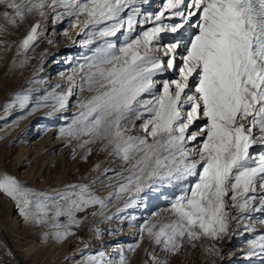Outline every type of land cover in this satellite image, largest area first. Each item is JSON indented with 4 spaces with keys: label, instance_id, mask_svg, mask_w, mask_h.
I'll return each instance as SVG.
<instances>
[{
    "label": "snow or ice",
    "instance_id": "6c2138e0",
    "mask_svg": "<svg viewBox=\"0 0 264 264\" xmlns=\"http://www.w3.org/2000/svg\"><path fill=\"white\" fill-rule=\"evenodd\" d=\"M146 2L0 0L5 9L0 17L8 24L33 12L47 20V7L53 24L67 19L76 35L85 37L81 44L91 55L80 66L86 69L80 91L92 95L80 102L81 110L61 131L70 137L88 136L79 147L104 141L109 155L129 165L127 175L108 185L116 192L103 199L87 185H66L78 191L58 193L65 205L57 206L54 215H66L69 225L78 224L74 213L89 205L103 208L113 195L128 193L127 208L136 203L132 193L152 184L175 183L181 194L170 201L172 218L161 222L157 217L140 226L154 245L175 253L201 237L234 236L236 228H229L236 225L252 237L246 255L264 256V233L252 227L256 219L264 224V0H162L158 11L141 17L139 5ZM121 31L123 39L113 40ZM162 33L172 34L170 42L161 44ZM41 35V23L32 24L18 51H27ZM93 43L95 48L90 47ZM168 71L177 78L156 79ZM72 91L70 87L67 93L48 96L64 108ZM16 95L24 107L29 97ZM137 121L143 135H130ZM257 143L260 151L253 150ZM189 180L194 182L185 183ZM0 191L23 204L26 218L33 204L42 213L37 223L48 215L45 205L53 198L30 199L42 194L15 177L0 174ZM70 234L67 226L53 233L56 239ZM134 248L128 246L129 251ZM206 250L218 254L214 245ZM145 251L153 264H167ZM103 257V252L88 256L82 264H104ZM119 264H126L122 252Z\"/></svg>",
    "mask_w": 264,
    "mask_h": 264
},
{
    "label": "rangeland",
    "instance_id": "374dc122",
    "mask_svg": "<svg viewBox=\"0 0 264 264\" xmlns=\"http://www.w3.org/2000/svg\"><path fill=\"white\" fill-rule=\"evenodd\" d=\"M3 10H5L4 6L0 4V11ZM47 11L43 35L39 36L22 55L16 46L27 35V31L39 13L26 14L23 21L17 19L14 25L8 24L0 17V25L4 27V30L0 31V92L5 90L10 92V96H17L16 94L23 96L26 92L22 90L27 88L32 93L21 112L6 118L7 124L14 125L11 131L15 129V124L20 125L33 113H38L37 111L41 109L42 111L45 109L42 113H46L50 109L49 106L58 105L51 100L53 99L51 96H48V100L51 101L36 103L39 97L54 91L67 93L70 87L73 89L64 108L59 107L54 116L43 115L40 120L37 119L36 114L30 119L25 131L16 132L15 137H10L8 140L10 142H6L5 146L3 144L4 147L0 148V174L13 176L24 187L31 189L34 193L42 194L30 197L32 200L43 201L44 196L53 198L45 205L48 215L43 216L41 223H37L36 218L42 213L35 204L29 209L28 218H26L21 212L23 204H18L2 191V200L10 207V210L9 207L6 211L4 210L3 215L6 214L12 217L11 219L16 218L17 228L22 235L20 236L27 240L32 252L38 253L36 257L34 255L37 258L35 263L69 264L72 258H77L81 260L79 264H82L88 256L103 252L104 264H119L122 252L126 257V264H153L145 251L147 249L154 252L158 258L166 259L167 264H264V256L248 257L246 255L247 240L252 237L244 232L242 226L230 225L229 232L236 228L237 234L234 236L224 234L217 239L201 237L192 244H182L175 253H165L162 247L154 245L146 233H141L140 226L145 221L154 222L157 217L161 222H167L172 218L168 211L170 201L181 194V186L175 183L152 184L144 187L139 193H132L131 197L136 203L127 208L124 205L126 201H129L128 193L121 194L119 198L113 195L106 201L103 208L98 204L89 205L83 211L74 213L76 220L79 221L78 224L69 225L66 215L59 217L54 215L57 206L65 205V201L58 196V193L78 191V189L67 188L66 185H87L91 193L103 199L110 193L116 192L115 187L108 185H116L124 175H127L124 170L129 165L109 155L111 149L104 148V141L96 140L92 144L79 147L83 140L89 139L88 136L70 137L61 131L73 121L74 114L70 112L73 106L78 107L80 111V102L92 95L87 90L80 91V78L83 71H86V69L82 71L80 66L85 63L84 58L91 55V52L81 44L84 36L78 38L76 42V38L71 40L72 28L67 20L53 24L52 12L48 8ZM139 27L137 25L138 29ZM65 30L68 32L67 35ZM112 39L116 41L123 39V32L117 33V36ZM166 43L168 42L163 41L161 44ZM96 46L97 44L93 43L90 47ZM50 51L57 52L55 54ZM153 51L154 54H159L155 53V49ZM69 73L72 74L73 80H67ZM167 78H177V76ZM66 80L71 83L64 84ZM57 85L60 87L57 88ZM38 104L40 106H37ZM66 107L68 114L64 113ZM60 113H64L63 116L68 119L58 122ZM139 123L137 121L136 129L130 132V135H143V132L139 130ZM1 125L2 122H0ZM59 137L63 138L59 145L65 154L64 172L58 158L59 150L57 147H52V142ZM191 146L189 144V147ZM22 147L26 148L23 153L19 152ZM102 148L103 151H101ZM253 150H261L259 143L253 146ZM97 164L100 166L94 168ZM105 169H111V171L105 172ZM117 173L120 175L118 176ZM188 182L194 181H185V183ZM118 209L120 211H117ZM154 213L157 215L154 216ZM54 223H59L61 227L53 228ZM64 226H67L71 234L63 239H56L53 233L63 231ZM252 227L257 229V234L264 233V224H260L258 219L253 221ZM129 245H135L134 250L129 251ZM213 245L218 249L216 255L206 250ZM112 250L114 252L110 256ZM11 252L0 237V264H14ZM248 258L250 260L244 262Z\"/></svg>",
    "mask_w": 264,
    "mask_h": 264
},
{
    "label": "bare ground",
    "instance_id": "6f19581e",
    "mask_svg": "<svg viewBox=\"0 0 264 264\" xmlns=\"http://www.w3.org/2000/svg\"><path fill=\"white\" fill-rule=\"evenodd\" d=\"M161 1L162 0H147L146 3L140 4L139 7L141 8V13H140L141 17L146 16L148 14H152V13L158 11L160 9V7H162ZM43 11L47 14V12H48L47 11V7H45ZM65 20H67V19H65ZM44 21H45L44 17H41L39 14H37L36 17H35L34 23L40 22L41 25H42V28H43L44 27ZM34 23H32V24H34ZM148 26H151V25H147L145 27H148ZM28 27H30V26H28ZM39 31H40V29H38V32ZM76 31H77L76 29H72V32H71V35H70L71 36V40L76 38L75 42L78 40V38L80 39V37L83 36V35H79V36L76 35ZM161 35H162L161 43L163 41L170 42V38L172 36L171 33H162ZM19 43H20V41H19ZM19 43L16 46L17 50H18ZM18 52L22 55V54L25 53V50H19ZM56 52L55 51L54 52L50 51V53H55V54H56ZM47 54H48V52H47ZM70 76L72 77L71 73L68 74V77H70ZM168 76L172 77V76H174V74L171 71H168V72H165L163 75H158L156 77V79H162V78L166 79ZM68 77H67V80H68ZM67 80L65 81L64 84L68 85V83H71V82L67 81ZM22 91L26 92V95L29 97V100H30V97L32 95L31 91L29 89H27V88L25 90L23 89ZM75 95H77V93H75ZM45 97H47V101L53 100V99L48 100V94H47V95H43V96L39 97V99L36 101V103H41L42 101H44ZM14 101H15V103H13ZM6 104L10 105L7 109H5V107H4ZM25 106L21 107L20 104H19V101L17 100V96H10V92H7L5 90L0 92V122H2V125L0 126V148H2L3 144L5 146L6 142L9 143L10 142V141H8L9 138L13 137V136L15 137V133L16 132L19 131L18 133H20L22 131H25L27 129V127L29 126L30 119L33 116H35L36 114H37V119L40 120V119H42L43 115H51V116L53 115L54 116L55 115L54 113L59 109V105H57L56 107L49 106L50 109L46 113H42V112L45 111V109H44V111H42V109H41V110H39L40 112L37 111L38 113H35V114L33 113L31 116H29L26 119H24L20 123V125L15 124V129L13 131H11L10 129L14 125L7 124L6 121H5L6 118L8 116H10L11 114H15V113L21 112L22 109L25 108ZM44 106L48 107V105H44ZM66 110H68L67 107L65 108L64 113H67ZM70 112H72V114H75V113L79 112V109H78V107L73 106V108H72V110ZM64 113H60L59 114L60 118L58 119V122H63L64 120L68 119V118H66V116H63ZM11 124H13V123H11ZM51 129L49 130V132L51 131ZM16 140H17V138H16ZM62 140H63L62 137L57 138L54 142H52L53 143L52 147L53 148L57 147V149L59 150L58 151V158H59L61 167H63V171L62 172H64V170L66 169V166H65V154L63 153V149L59 145ZM43 147H45V146H43ZM25 149L22 147L19 150V152L23 153L25 151ZM19 163H21V161H19ZM60 175L62 176V174H60ZM63 175H64V173H63ZM2 194H3V192L0 191V237H1V239L3 241H5V243L8 245V247L12 251L11 253L13 254L14 264H36L35 262H36L37 258H35V257H36V254H38V253H36L37 251H33L32 252V250H31L32 248L28 247L27 240H25L24 237H21L22 235L20 234V232H19V230L17 228V223H16L17 220H16V218L13 217V219H11L12 217H8L6 214L3 215L4 210L6 211L7 210L6 208H8L9 206H8V204L5 201L2 200V197H1ZM9 210H10V207H9ZM33 248H35V247H33ZM113 252H114V250H112V252L110 253V256L113 255ZM34 255H35V257H34ZM248 260H250V258L246 259L244 262H248ZM70 261H71V263H69V264H79L81 260L79 261L77 258H72ZM230 263H233V262H230Z\"/></svg>",
    "mask_w": 264,
    "mask_h": 264
}]
</instances>
